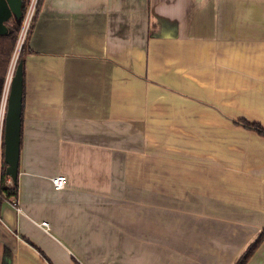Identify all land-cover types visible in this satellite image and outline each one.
<instances>
[{
  "label": "crops",
  "instance_id": "crops-1",
  "mask_svg": "<svg viewBox=\"0 0 264 264\" xmlns=\"http://www.w3.org/2000/svg\"><path fill=\"white\" fill-rule=\"evenodd\" d=\"M26 42L0 264H235L264 232V0H42Z\"/></svg>",
  "mask_w": 264,
  "mask_h": 264
},
{
  "label": "water",
  "instance_id": "water-1",
  "mask_svg": "<svg viewBox=\"0 0 264 264\" xmlns=\"http://www.w3.org/2000/svg\"><path fill=\"white\" fill-rule=\"evenodd\" d=\"M11 16H14L16 19L21 17V1L0 0V36L6 34L4 23L8 21ZM22 85L23 63L18 62L10 83L2 131V161L6 165V173L11 180H16L18 177L23 92Z\"/></svg>",
  "mask_w": 264,
  "mask_h": 264
},
{
  "label": "trees",
  "instance_id": "trees-1",
  "mask_svg": "<svg viewBox=\"0 0 264 264\" xmlns=\"http://www.w3.org/2000/svg\"><path fill=\"white\" fill-rule=\"evenodd\" d=\"M21 3H22L21 17L19 19H14L11 25L8 26L7 34L0 36V98H1L5 75L11 58V53L13 51L18 36V32L21 26L22 16L29 3V0H21ZM41 4H42V0H39V3L37 5L36 15L38 13ZM26 43L22 48L21 54L19 55L18 62L23 63V55L25 52ZM239 123L242 124L247 129L255 130L256 132L264 135V128L261 127L259 124L250 123L244 120L239 121ZM2 153H3V140L1 139V157H2ZM17 192H18V181L17 179L11 180L8 177L6 173V165L2 161L0 165V199L11 200L17 196ZM263 241H264V232H261L253 240V242L246 248V250L240 255V257L237 259L235 264H246L247 261L252 256V254L255 252V250ZM9 256L10 255H8V253H4L3 261L1 263L5 264L6 258Z\"/></svg>",
  "mask_w": 264,
  "mask_h": 264
},
{
  "label": "built area",
  "instance_id": "built-area-1",
  "mask_svg": "<svg viewBox=\"0 0 264 264\" xmlns=\"http://www.w3.org/2000/svg\"><path fill=\"white\" fill-rule=\"evenodd\" d=\"M39 0H29V3L24 11L21 20V26L18 32V36L14 45L13 56L9 61V65L7 68V72L5 75L1 98H0V162H1V139H2V131H3V123L7 105V98L10 89V83L12 81L16 66L18 64L19 55L21 53L22 47L25 45L28 36L31 32L36 11ZM1 165V163H0ZM51 184L55 190H62L66 184V178L64 176H56L51 179ZM11 205L15 208L17 212H20V208L18 207V201L16 198L11 200ZM43 229L46 228V224L43 223L40 225Z\"/></svg>",
  "mask_w": 264,
  "mask_h": 264
},
{
  "label": "rangeland",
  "instance_id": "rangeland-1",
  "mask_svg": "<svg viewBox=\"0 0 264 264\" xmlns=\"http://www.w3.org/2000/svg\"><path fill=\"white\" fill-rule=\"evenodd\" d=\"M23 47H24V46H23ZM23 47H22V48H23ZM21 51H22V50H21ZM13 52H14V48H13V51H12V53H11V57L13 56ZM20 54H21V53H20ZM10 59H11V58H10ZM1 162H2V157H1ZM1 162H0V163H1ZM2 200H3V199H2ZM2 200L0 199V202H1Z\"/></svg>",
  "mask_w": 264,
  "mask_h": 264
}]
</instances>
